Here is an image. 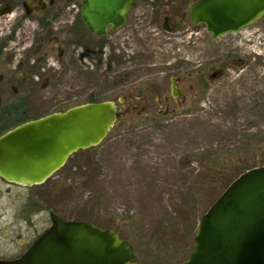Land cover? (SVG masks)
I'll return each mask as SVG.
<instances>
[{
  "label": "rangeland",
  "instance_id": "374dc122",
  "mask_svg": "<svg viewBox=\"0 0 264 264\" xmlns=\"http://www.w3.org/2000/svg\"><path fill=\"white\" fill-rule=\"evenodd\" d=\"M194 2L137 0L131 24L101 39L81 26L69 75L47 93L29 94L30 113L140 98L135 109L118 105L106 138L70 156L45 183L23 189L0 181V231L32 197L115 230L138 263L186 259L199 219L223 186L264 159V16L211 40L204 25L189 21ZM164 17L175 32L162 30ZM173 77L182 80V99L157 105L170 97Z\"/></svg>",
  "mask_w": 264,
  "mask_h": 264
},
{
  "label": "water",
  "instance_id": "95a60500",
  "mask_svg": "<svg viewBox=\"0 0 264 264\" xmlns=\"http://www.w3.org/2000/svg\"><path fill=\"white\" fill-rule=\"evenodd\" d=\"M133 4L81 0V19L91 34L104 36L126 23ZM187 12L214 40L261 19L264 0H196ZM118 117L113 101L87 102L10 129L0 135V179L27 188L45 183L70 156L98 146ZM51 218L52 226L20 258L0 264H140L116 231L64 222L52 211ZM176 264H264V166L224 189L199 219L186 259Z\"/></svg>",
  "mask_w": 264,
  "mask_h": 264
},
{
  "label": "flooded vegetation",
  "instance_id": "af4514ba",
  "mask_svg": "<svg viewBox=\"0 0 264 264\" xmlns=\"http://www.w3.org/2000/svg\"><path fill=\"white\" fill-rule=\"evenodd\" d=\"M136 1L120 29L131 24ZM81 26L85 28L81 19V0H0V135L24 122L47 115L30 113L32 107L28 95L34 94L37 88L46 92L69 75L71 54L76 50H71V47H81ZM162 30L167 33L176 30L168 17L163 18ZM109 31L112 30L109 28ZM181 81L178 77L171 78L170 97L164 96L157 105H168L169 99L181 100ZM139 98V95L134 96L133 101L127 97L118 98L115 104L119 118L120 108L129 106L135 109L132 102ZM0 181L6 186L33 188ZM46 203L43 205L32 197L22 199L13 224L6 229L2 227L4 232L0 231V260L20 258L52 226L51 211L64 222H81V218L67 217Z\"/></svg>",
  "mask_w": 264,
  "mask_h": 264
},
{
  "label": "trees",
  "instance_id": "16d2710c",
  "mask_svg": "<svg viewBox=\"0 0 264 264\" xmlns=\"http://www.w3.org/2000/svg\"><path fill=\"white\" fill-rule=\"evenodd\" d=\"M90 101L93 102V101H95V100H90ZM261 166H264V159H262V160L260 161V164H256V165H254V166H248V167L242 168L241 170L235 172V173L233 174V179H235V178L238 177L241 173H243V172H245V171H247V170H249V169H251V168L261 167ZM233 179H232V180H233ZM232 180H231V181H232ZM231 181H230V182H231ZM230 182H229V183H230ZM229 183H227L226 185H224L221 191H223V190L227 187V185H228ZM117 233H118V232H117Z\"/></svg>",
  "mask_w": 264,
  "mask_h": 264
}]
</instances>
